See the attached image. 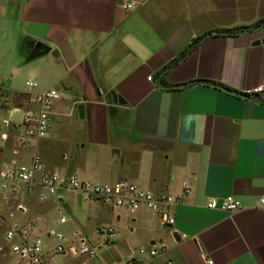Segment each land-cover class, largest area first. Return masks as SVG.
I'll use <instances>...</instances> for the list:
<instances>
[{
    "label": "crops",
    "instance_id": "crops-1",
    "mask_svg": "<svg viewBox=\"0 0 264 264\" xmlns=\"http://www.w3.org/2000/svg\"><path fill=\"white\" fill-rule=\"evenodd\" d=\"M10 16L20 24L26 60L37 42L50 49L34 68L49 62L53 86L65 95L54 105L52 131L58 125L71 133L53 160L44 153L45 166L180 198L165 228L159 213L97 199L78 205L79 195L65 191L58 203L66 221L50 213L56 201L45 202L26 221L34 235L68 225L67 236L78 232L98 247L95 258L69 264H264V96L245 94L264 84V43L253 44L264 24L227 32L263 19L264 0H0V19ZM112 91L123 104L113 103ZM55 137L46 143L58 148ZM227 196L242 209L206 208L209 198ZM101 225L117 232L114 243L102 244ZM160 240L165 253H138Z\"/></svg>",
    "mask_w": 264,
    "mask_h": 264
},
{
    "label": "built area",
    "instance_id": "built-area-1",
    "mask_svg": "<svg viewBox=\"0 0 264 264\" xmlns=\"http://www.w3.org/2000/svg\"><path fill=\"white\" fill-rule=\"evenodd\" d=\"M133 4H126L125 9H130ZM151 79V77H148ZM26 91L21 94L20 106L9 109L10 116L21 113L20 121L8 119L0 120V151L11 138V129L14 130V141L18 147H27L32 142L46 139L52 127V115L55 103L60 99V91L48 89L39 92H31L36 87V82L27 80ZM0 89H3L0 87ZM0 108L6 104V97H1ZM247 95L261 94L264 96V84L246 90ZM8 98V97H7ZM13 154L18 152L12 149ZM71 191L82 199L101 200L110 206H126L131 211L142 208L148 209L161 216L160 224L170 228L175 222L172 208L180 203V198L169 193L154 194L126 179L117 180L112 183H99L90 179H83L77 174H61L56 169H48L44 159L37 151H32L27 162H16L11 159L9 164L0 162V202L6 204L10 198L24 195L37 194L40 202L56 201V210L62 212V206L58 203L61 194ZM190 192L188 186L184 187V194ZM264 205V195L259 198ZM206 208L220 209L234 213L242 209L243 205L233 196H227L221 201L218 198H209L205 204ZM16 210L25 214L27 208L21 202L15 206ZM66 221L65 215L59 218L60 223ZM99 235L103 238L102 244L114 243L117 240V232L110 225H101L97 228ZM47 237L54 236L57 242L53 245L45 243L39 235H34L29 222H13L9 224L4 234L5 240L9 242L8 252L16 256L20 261L28 264H51L50 258L56 255L72 256L74 258L92 259L97 256L98 247L89 239L74 232L72 236H66L61 232L51 231ZM182 237H185L182 235ZM167 251V243L164 240L154 242L149 246H141L138 253L148 254L151 257L163 254ZM110 264H134L131 260L123 263L112 262ZM166 264H173L170 260ZM206 264H215L212 259L207 258Z\"/></svg>",
    "mask_w": 264,
    "mask_h": 264
},
{
    "label": "rangeland",
    "instance_id": "rangeland-1",
    "mask_svg": "<svg viewBox=\"0 0 264 264\" xmlns=\"http://www.w3.org/2000/svg\"><path fill=\"white\" fill-rule=\"evenodd\" d=\"M13 14V13H11ZM21 32H20V24L13 16H10L8 19L3 20L0 19V89L1 97H6V104H3L0 108V120L8 119L12 121H20L21 113L16 116H10L9 109L12 107L20 106L21 94L18 92L26 91L28 88L25 85L27 80L35 79L38 82V86L31 90V92H39L52 88H59L60 97H65L64 91L59 86H53L54 75L50 76L49 72L51 69V64L47 61L42 63H37L36 68L35 61L26 60V55L23 51L20 50L21 43ZM17 70V72L15 71ZM57 128L52 131V127L49 134L56 135L54 139H57L59 144L58 148L49 146L46 143V139H42L39 141L32 142L27 147H18V145L14 141V130L11 129V138L5 144L2 151H0V162L9 164L10 160L13 158L16 162H27L32 151H37L44 158V153L51 160L55 158L56 151H61L63 149V141L64 135H69L71 132L69 129L63 130L64 128H60L56 125ZM64 131V132H63ZM64 134V135H63ZM47 136V137H48ZM12 149H17L18 152L13 154ZM45 156V157H46ZM49 169H54L49 167ZM37 198V194L33 195H24L17 198H10V200L6 204H2L0 202V264H28L25 261H20L16 256L9 254L8 247L9 242L5 240L4 234L6 229H8L9 224L13 222L24 223L31 219L36 213L39 205H44L45 203L40 202ZM21 202L26 206L27 211L25 214L19 213L15 206L17 203ZM50 213L59 218L60 215L68 216L67 211L63 208L62 212H57L56 209L52 208ZM68 225H64L63 227L57 228L55 232H61L64 235H68ZM46 244L53 245L57 242L54 236L47 237L46 235H40ZM71 260H76V258L72 257H63L61 255H56L51 261V264H69ZM79 260V259H78ZM89 260V259H88Z\"/></svg>",
    "mask_w": 264,
    "mask_h": 264
},
{
    "label": "water",
    "instance_id": "water-1",
    "mask_svg": "<svg viewBox=\"0 0 264 264\" xmlns=\"http://www.w3.org/2000/svg\"><path fill=\"white\" fill-rule=\"evenodd\" d=\"M262 43H264V37H261V38L255 40L253 42L254 45L262 44ZM49 50L50 49L47 46H45L43 43L37 42L34 44V47L32 48L31 52L29 53L27 60L28 61L33 60L37 56L49 52ZM53 53L55 54V52H53ZM56 54H57V52H56ZM111 97H112V101L114 104H123L124 103L123 98L113 91L111 92ZM109 110L110 111L115 110V107L110 106ZM78 115H79L80 119L84 118V106L83 105L78 106ZM80 200H81V196H78L77 197L78 205H80ZM147 264H152V263H147Z\"/></svg>",
    "mask_w": 264,
    "mask_h": 264
},
{
    "label": "trees",
    "instance_id": "trees-1",
    "mask_svg": "<svg viewBox=\"0 0 264 264\" xmlns=\"http://www.w3.org/2000/svg\"><path fill=\"white\" fill-rule=\"evenodd\" d=\"M264 24V18L261 19L257 24H255L254 26H241V27H238V28H235V29H232V30H228L227 32L229 33H232V34H236L237 32H241V31H244L246 29H250L252 27H257L259 25H262ZM207 35H209L208 33L207 34H204V35H201V36H198L196 37L195 39H193L189 45V47H194L195 45H197L198 43H200L201 40H203ZM189 49V48H188ZM187 50L183 51L180 56L174 58L168 65L164 66L162 69H161V72L165 73L166 71H168L169 69H171L172 67H174L175 65H177L179 63L180 60H182L184 58V56L186 55L187 53ZM164 83V81H163ZM21 105V104H20Z\"/></svg>",
    "mask_w": 264,
    "mask_h": 264
}]
</instances>
